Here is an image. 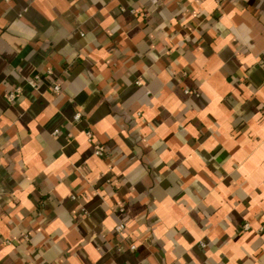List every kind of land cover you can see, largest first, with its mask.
<instances>
[{"label":"clouds","instance_id":"obj_1","mask_svg":"<svg viewBox=\"0 0 264 264\" xmlns=\"http://www.w3.org/2000/svg\"><path fill=\"white\" fill-rule=\"evenodd\" d=\"M0 264H264V0H0Z\"/></svg>","mask_w":264,"mask_h":264}]
</instances>
